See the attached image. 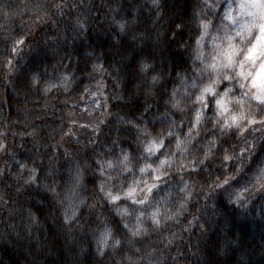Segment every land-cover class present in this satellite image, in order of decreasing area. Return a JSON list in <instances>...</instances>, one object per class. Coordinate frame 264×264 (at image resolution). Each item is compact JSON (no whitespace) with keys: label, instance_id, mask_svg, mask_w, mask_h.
<instances>
[{"label":"clouds","instance_id":"obj_1","mask_svg":"<svg viewBox=\"0 0 264 264\" xmlns=\"http://www.w3.org/2000/svg\"><path fill=\"white\" fill-rule=\"evenodd\" d=\"M0 264H264V0H0Z\"/></svg>","mask_w":264,"mask_h":264}]
</instances>
